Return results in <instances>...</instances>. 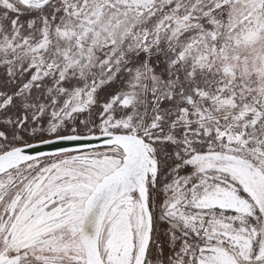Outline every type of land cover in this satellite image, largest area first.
I'll list each match as a JSON object with an SVG mask.
<instances>
[{"label": "snow or ice", "instance_id": "snow-or-ice-1", "mask_svg": "<svg viewBox=\"0 0 264 264\" xmlns=\"http://www.w3.org/2000/svg\"><path fill=\"white\" fill-rule=\"evenodd\" d=\"M0 264H264V0H0Z\"/></svg>", "mask_w": 264, "mask_h": 264}]
</instances>
